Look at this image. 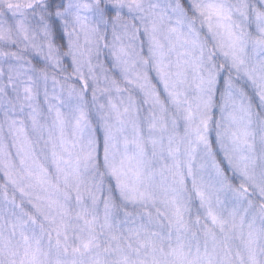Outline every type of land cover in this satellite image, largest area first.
Here are the masks:
<instances>
[{
	"label": "snow or ice",
	"instance_id": "snow-or-ice-1",
	"mask_svg": "<svg viewBox=\"0 0 264 264\" xmlns=\"http://www.w3.org/2000/svg\"><path fill=\"white\" fill-rule=\"evenodd\" d=\"M0 264H264V0H0Z\"/></svg>",
	"mask_w": 264,
	"mask_h": 264
}]
</instances>
